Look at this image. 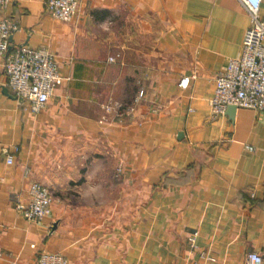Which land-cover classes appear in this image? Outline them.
I'll return each instance as SVG.
<instances>
[{
  "label": "crops",
  "instance_id": "crops-1",
  "mask_svg": "<svg viewBox=\"0 0 264 264\" xmlns=\"http://www.w3.org/2000/svg\"><path fill=\"white\" fill-rule=\"evenodd\" d=\"M2 15L17 25L10 48L49 47L64 79L32 113L0 56V264H34L46 251L68 264L264 254V113L237 107L231 119L210 104L249 24L239 0H80L68 22L44 0H11ZM150 17L161 48L137 50ZM33 181L56 192L39 221L15 208Z\"/></svg>",
  "mask_w": 264,
  "mask_h": 264
},
{
  "label": "built area",
  "instance_id": "built-area-1",
  "mask_svg": "<svg viewBox=\"0 0 264 264\" xmlns=\"http://www.w3.org/2000/svg\"><path fill=\"white\" fill-rule=\"evenodd\" d=\"M249 16L240 53L228 58L215 78V89L210 99L214 114L225 113L228 105L249 108L264 113V17L260 14L262 0H239ZM11 0H0V56L7 76V84L14 94L28 101L32 113L46 105L64 77L54 53L47 46L20 44L10 48V37L17 30L13 20L2 12ZM80 0H44L45 8L55 19L68 22L76 14ZM113 60V57H109ZM189 78L181 77L178 85L187 87ZM142 91H139V95ZM117 107L119 105L117 104ZM252 150V147L248 146ZM13 163V156L6 157ZM121 170V166L117 168ZM28 200H16L15 208L28 221H39L51 213L53 196L49 188L37 181L27 187ZM192 241V238H190ZM248 264H264V254L249 252ZM34 264H68L60 252L39 254Z\"/></svg>",
  "mask_w": 264,
  "mask_h": 264
},
{
  "label": "rangeland",
  "instance_id": "rangeland-1",
  "mask_svg": "<svg viewBox=\"0 0 264 264\" xmlns=\"http://www.w3.org/2000/svg\"><path fill=\"white\" fill-rule=\"evenodd\" d=\"M164 29V28H163ZM162 26L159 23V21L154 18L150 17L147 20H144L143 22H139L138 24V31L137 36L134 38L136 41V47H138L137 50L145 51L147 48H152L154 51H159L161 48V42H160V34H161ZM129 40L127 41V44H130ZM128 55V49H125ZM140 57V56H138ZM128 58V57H127ZM142 61H145L144 58H141ZM125 104L119 105V107H116L115 110L123 108ZM51 192V190H50ZM56 192H51L52 196L55 195Z\"/></svg>",
  "mask_w": 264,
  "mask_h": 264
},
{
  "label": "water",
  "instance_id": "water-1",
  "mask_svg": "<svg viewBox=\"0 0 264 264\" xmlns=\"http://www.w3.org/2000/svg\"><path fill=\"white\" fill-rule=\"evenodd\" d=\"M236 108L237 107L234 105H228L226 107L225 114H227L231 119H233V115L235 113Z\"/></svg>",
  "mask_w": 264,
  "mask_h": 264
}]
</instances>
